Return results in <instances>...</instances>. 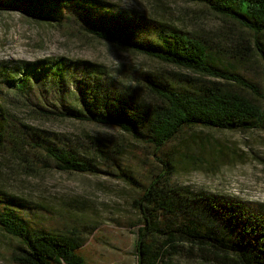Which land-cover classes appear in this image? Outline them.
Masks as SVG:
<instances>
[{
  "label": "trees",
  "instance_id": "trees-1",
  "mask_svg": "<svg viewBox=\"0 0 264 264\" xmlns=\"http://www.w3.org/2000/svg\"><path fill=\"white\" fill-rule=\"evenodd\" d=\"M191 1L226 24L225 46L110 0H0L2 10L194 76L139 73L128 84L89 60H0V152L23 161L30 155L41 167L42 153L59 172H103L137 190V264H173L183 254L206 264H264V203L172 184L183 149L201 148L195 139L201 131L264 130V87L231 69L258 58L264 76V0ZM17 108L37 119L115 128L142 144L150 163L137 174L120 162L118 150L87 134L83 142L57 145ZM34 210L31 202L0 190V232L18 243L15 264H84L77 251L90 231L33 225L23 213Z\"/></svg>",
  "mask_w": 264,
  "mask_h": 264
},
{
  "label": "rangeland",
  "instance_id": "rangeland-1",
  "mask_svg": "<svg viewBox=\"0 0 264 264\" xmlns=\"http://www.w3.org/2000/svg\"><path fill=\"white\" fill-rule=\"evenodd\" d=\"M110 1L126 11L172 23L217 45H226L223 33L226 24L191 0ZM47 57L96 62L104 65L111 76L128 84H135L130 79L139 73H163L164 70L171 76L187 73L141 54L40 24L19 12L0 9V60L32 61ZM231 69L264 87L263 67L258 58L240 60ZM17 110L25 121L49 132L51 141L57 145L68 140L70 145L83 142L87 134L104 139L118 150L120 162L136 167L137 174L144 172L150 163L144 146L132 142L115 128L70 120H42L33 117L26 108ZM197 136L199 139H195L201 148L183 149L172 184L194 192L264 203V130L245 133L204 130ZM38 157L45 162L44 166L30 155L23 161V156L0 152V190L31 202L35 208L23 216H30L33 225L48 224L50 229L87 228L88 242L77 251L84 264H137L135 242L139 223L132 207L137 190L115 175L103 172L98 176L59 172L45 155L39 153ZM16 246L15 239L0 232V264H15ZM172 263L206 264L200 258L184 254L174 256Z\"/></svg>",
  "mask_w": 264,
  "mask_h": 264
}]
</instances>
